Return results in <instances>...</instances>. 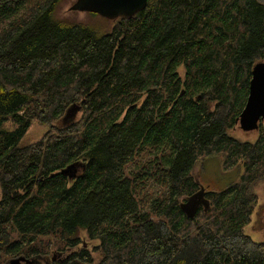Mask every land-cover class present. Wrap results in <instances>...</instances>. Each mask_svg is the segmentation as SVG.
Wrapping results in <instances>:
<instances>
[{"label": "trees", "instance_id": "1", "mask_svg": "<svg viewBox=\"0 0 264 264\" xmlns=\"http://www.w3.org/2000/svg\"><path fill=\"white\" fill-rule=\"evenodd\" d=\"M62 1L0 0V264H264L244 232L263 120L253 140L231 134L264 59V2L147 0L77 21ZM33 121L46 130L19 144ZM215 155L243 172L205 189L192 170Z\"/></svg>", "mask_w": 264, "mask_h": 264}, {"label": "rangeland", "instance_id": "2", "mask_svg": "<svg viewBox=\"0 0 264 264\" xmlns=\"http://www.w3.org/2000/svg\"><path fill=\"white\" fill-rule=\"evenodd\" d=\"M261 1L264 2V0ZM72 2L73 0L62 1L57 8L56 14L60 17L77 21L101 20L98 17L89 16L86 12L70 11L69 6ZM262 123L264 124V120ZM45 130L46 127L39 125L36 121H33L25 135L19 140V144L24 145L39 139ZM231 134L242 140H253L256 135V130L244 132L237 124V126L231 131ZM221 164L222 158L219 155L207 157L195 165L192 173L199 184L203 185V188L220 190L225 188L231 182L237 180L240 174L243 172L242 167H239V165H234L227 169H223ZM255 192L257 194V202L250 216L249 223L244 227V232L252 239L256 241H262L264 240V181L258 182L255 185ZM48 248L49 252L46 254H41V259H47L50 257H55L56 255H61V253L55 251L57 248L51 244H49ZM13 257L16 256L7 255L2 261V264H8V261ZM46 263V260H43L39 264Z\"/></svg>", "mask_w": 264, "mask_h": 264}, {"label": "water", "instance_id": "3", "mask_svg": "<svg viewBox=\"0 0 264 264\" xmlns=\"http://www.w3.org/2000/svg\"><path fill=\"white\" fill-rule=\"evenodd\" d=\"M147 0H74L69 6L70 11L91 12L103 18L114 20L118 17H131L143 10ZM79 106H71L65 113L64 119L74 116ZM260 120H264V59L257 61L251 69L248 95L239 114L238 125L244 132L257 130ZM202 203L197 193L182 203L185 214L192 218ZM264 219V215H263ZM56 259L52 257V261ZM24 258H12L8 264H20ZM24 264H28L25 260Z\"/></svg>", "mask_w": 264, "mask_h": 264}, {"label": "flooded vegetation", "instance_id": "4", "mask_svg": "<svg viewBox=\"0 0 264 264\" xmlns=\"http://www.w3.org/2000/svg\"><path fill=\"white\" fill-rule=\"evenodd\" d=\"M17 257H19V256H16V257H13V258H17ZM20 257H21V255H20ZM23 258H24V261L26 260L27 262H28V264H34L30 259H28V258H26V257H24V256H22ZM12 259V258H11ZM10 259V260H11ZM9 260V261H10ZM9 261H8V263H9ZM24 261L22 260L21 262H20V264H24ZM39 263V262H38Z\"/></svg>", "mask_w": 264, "mask_h": 264}]
</instances>
